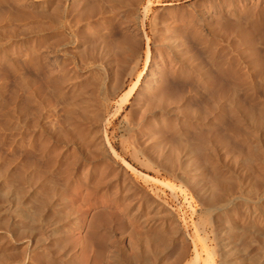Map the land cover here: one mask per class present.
I'll list each match as a JSON object with an SVG mask.
<instances>
[{
	"label": "bare ground",
	"instance_id": "obj_1",
	"mask_svg": "<svg viewBox=\"0 0 264 264\" xmlns=\"http://www.w3.org/2000/svg\"><path fill=\"white\" fill-rule=\"evenodd\" d=\"M14 2L31 17L24 9L19 16L44 25L31 23L37 24L33 32L26 22L31 28L22 37L41 33L40 55L35 51L47 80L39 82L48 81L63 98L47 107L53 95L41 99L45 85L22 71L13 87L0 85L8 95L1 98L0 131L15 132L17 140L11 138L21 149L10 151L18 156L7 162L0 155V264H79L69 232L84 231L97 250L104 227L106 264H264V0L164 6L169 16L162 13L159 24L166 29L152 37L153 50L146 44L142 82L129 71L138 64L129 68L123 58L140 59L134 55L141 48L136 38L145 30L147 4L141 16L133 0ZM74 15L91 17L92 29L108 15L125 21L117 35L102 34L107 39L95 44L91 37L90 45L85 32L76 33L81 29L76 31ZM3 53L8 62L9 52ZM121 60L130 80L121 76L117 85ZM6 75L4 80L11 74ZM42 100L45 112L38 107ZM124 111L117 142L109 129ZM78 188L112 195L118 213L109 212L113 203L94 201L88 217L77 220L78 205L69 196ZM114 224L124 227L120 238L125 236L128 248L118 237V249H111L118 239Z\"/></svg>",
	"mask_w": 264,
	"mask_h": 264
},
{
	"label": "rangeland",
	"instance_id": "obj_2",
	"mask_svg": "<svg viewBox=\"0 0 264 264\" xmlns=\"http://www.w3.org/2000/svg\"><path fill=\"white\" fill-rule=\"evenodd\" d=\"M12 0H0V44L2 43L3 44V46H2V44L0 45V50H2L1 52H6V53H3V56L4 55H6L7 56V53L9 54V61L7 62L6 60H5V58H3L2 57V54H1V52H0V85H1V87H2V82L4 81H6L8 84H9V86L11 85H15V84H10V82L11 83H15L16 82V79L21 75V76H23V73H24V77H29V75L31 76V77H29V79H32L33 78V82L34 83H37V81H38V83H40L39 81H40V79L42 78H44V77H42L43 76V74H45L44 76H46V73L44 72L45 70H44V68L45 67H42V66H44L43 65V62H42V60H40V56H38V55H40V53L38 52L39 51V49H36L38 46H39V44H40V40H41V33H37V31L35 32V34H33V32H34V30L37 28V26L39 27V25H43L40 21H36L37 19H35V18H33L32 17V19H30V15H29V13H27V11L25 10V8L24 7H21V6H19L18 4V6H16V5H13V4H16L14 1H16V0H14L13 1V3L11 2ZM135 3H136V0H133ZM139 1H141V2H139ZM149 1V2H148ZM192 1H194V0H138L137 1V3L135 4V5H137V10H136V12L138 11V13H142V12H144L145 13V6H149V9L146 11L147 12V15H146V19H145V24H144V32H146L147 33V35H148V38H150V39H148L147 38V40H146V38L144 37L145 35H144V32H143V36L140 34L139 35V38L137 37L136 39H138V41H137V43L139 44V42H140V47L141 48H139V45L137 46V51L136 52H140L141 54H136V52H135V54L134 55H136V58H140V59H134V58H131V57H133V55H130L129 56V58L127 57V60L129 59L130 60V58H131V62L129 63V62H127V60H126V57H125V59L123 58V61H125L126 62V64L128 65V67L129 68H131V65L133 66V63H134V65L136 66V64H138L137 66H136V68L135 67H132L131 68V70H129V68L128 67H126V64L122 61V63H121V65H119L118 63H120L121 61H118V63H117V65H116V68L118 69L117 70V77L119 76V78L122 76L123 78H125L124 80H126V82H128L129 80H130V76H127V74L129 73L128 72V70L131 72L132 70H134V72H133V74H131V76H132V79H136V77H137V75H140V77H139V79H140V82H142L143 80H144V78H145V73L147 72V67L145 68V52L147 51V47H148V45H150V48H151V50H153V46H152V44H151V42H153L154 40L153 39H155V38H152V37H155L156 36V38H157V36H159V34H161L160 32L162 31V30H165L166 28L163 26H161L159 23V21H161L160 19H162L163 17H162V13H163V16H164V18H166V17H168L169 15L167 14V13H165L162 9L164 8V6H166V7H170V6H172V4H174L176 7H180V8H182L183 6H185V5H187L188 3H191ZM232 1H236V2H238V1H240V0H232ZM139 2V3H138ZM147 4V5H146ZM169 4H171V5H169ZM134 5V6H135ZM15 6H16V8H15ZM17 7H19V8H17ZM136 7V6H135ZM139 7V8H138ZM21 8V9H20ZM26 11V13L27 14H25V11ZM27 9V8H26ZM139 9H140V11H139ZM17 10H19V11H17ZM20 10H23L24 11V13H23V15H28V16H30L29 17V20L26 18V16H19V14H21V12H20ZM28 10V9H27ZM162 10V11H161ZM29 12H31V11H29ZM144 13H142V14H140L141 16L144 14ZM129 14V13H128ZM127 14V16H125V18H124V16L123 17H121V18H118V19H114V17H112V16H110V15H108V17H110V18H108V19H106V21H104V24H102L101 23V21L99 22V21H97L98 22V24L97 25H95L96 27H95V29L93 28H91L92 26L91 25H93L92 24V22L93 21H91L90 20V18H86L87 20L86 21H82V20H80V18L78 19V17L77 16H75V19H78L76 22L77 23H80V25L79 26H82V24H83V26L82 27H79L78 25H77V27H76V31H78L79 29H81V31L79 30L78 32H76L79 36H83L84 34H85V36L84 37H82V38H84L86 41H87V43L89 44V41H90V39H91V37H92V39H91V41L94 39V37H95V39H94V41H92L93 42V44H95L94 42H97L98 43V41L101 39V35L103 34V36H104V34H107V33H109L108 35H107V37L109 38H111V36L112 35H117V33H119L120 31H121V29H122V27H121V25H123L122 24V22H124L125 20H127V19H129L130 18V16ZM161 15V16H160ZM161 18H160V17ZM22 17H25L26 18V20L24 19V18H22ZM77 17V18H76ZM112 17V18H111ZM23 19V20H20V19ZM81 18H83V17H81ZM122 18H124V19H122ZM110 19V20H109ZM124 20V21H122V20ZM30 20H33L32 22H30ZM35 20V21H34ZM90 20V21H89ZM111 20H112V22L113 23H111ZM115 20H117L116 22H115ZM119 20H120V22H119ZM22 21V22H21ZM81 21L83 22V23H81ZM107 21H109L108 23H107ZM20 22H21V24H22V27L24 28H22L21 26H19V25H21L20 24ZM31 26L33 23L35 24L36 22H38L35 26H31L32 27V31L33 32H31L30 34H28L29 32L28 31H30V29L29 28H31L29 25H27V23ZM86 22V23H85ZM87 22H88V24H87ZM96 22V23H97ZM121 23L119 26H117L119 23ZM32 23V24H31ZM116 24V26H115V24ZM24 24V25H23ZM33 24V25H34ZM86 24L87 25H89V26H86ZM105 24H107V25H105ZM108 24H109V26H108ZM98 25H99V27H102L101 28V30H100V28L98 27ZM151 25H152V27H151ZM155 25V26H154ZM44 26V25H43ZM42 26V27H43ZM85 26V28L87 29L86 31H84L83 29H85V28H83ZM19 27V28H18ZM29 29H27V28ZM33 27H35V29L33 28ZM41 27V28H42ZM91 29V30H89V28ZM108 27V28H107ZM113 27V28H112ZM120 27H121V29H120ZM154 27V28H153ZM264 27V26H263ZM262 27V31L264 30V28ZM21 29V30H23V31H19L18 29ZM27 30H26V29ZM104 28V29H103ZM107 30H106V29ZM155 28H157V29H159V30H156ZM163 28V29H162ZM40 29V28H39ZM99 29V30H98ZM155 29V30H154ZM26 30V31H25ZM94 30H97V31H102V33H100L99 35L97 34V33H95L94 32ZM103 30H105V33H104V31ZM108 30H110L109 32H108ZM19 31V32H18ZM25 31V32H24ZM44 31H45V29H44ZM83 31V32H82ZM88 31V32H87ZM90 31V32H89ZM113 31H115L114 33H113ZM117 31V32H116ZM158 31V32H157ZM12 32H15V33H18L17 35H18V37H15V36H17L15 33H14V35L12 36V35H10ZM21 32V33H20ZM22 32L23 33H26V32H28L27 34V36L24 34L23 35V37H22ZM46 32V31H45ZM80 32H82V33H80ZM85 32V33H84ZM87 32V33H86ZM110 32H111V34H110ZM154 32V33H153ZM264 32V31H263ZM20 33V34H19ZM36 33H37V35H36ZM84 33V34H83ZM90 33H91V36H90ZM93 33V34H92ZM95 33V34H94ZM80 34H82V35H80ZM86 34L87 35H89V37L87 36L86 37ZM30 35V36H29ZM43 35V34H42ZM47 35V34H46ZM45 35V36H46ZM94 35V36H93ZM11 37L12 39L11 40H9V38L8 37ZM20 36V37H19ZM32 36H33V39H31L32 38ZM40 38H38V37ZM99 36H100V38H99ZM102 36V39L101 40H103V41H100V42H104L105 41V39H107V37H106V35H105V38ZM142 36V37H141ZM13 37H15V39L17 40H13ZM35 37V38H34ZM47 37V36H46ZM144 37V38H143ZM22 38V39H21ZM29 38H30V40H29ZM98 38V39H97ZM104 38V39H103ZM140 38H142L141 39V41H142V43H141V41H140ZM8 39V40H7ZM21 39V40H20ZM39 39V40H38ZM89 39V40H88ZM98 41H97V40ZM24 40V41H23ZM27 40H28V42H27ZM33 40V41H32ZM96 40V41H95ZM7 42V43H4V42ZM21 43H20V42ZM22 41H23V43H22ZM34 41H35V43H34ZM90 41V42H91ZM147 41H148V43H147ZM39 42V43H38ZM92 42L90 43V45L92 44ZM100 42H99V44H97V47H99V46H102V44H100ZM146 42V43H145ZM146 44H148V45H146ZM2 48V49H1ZM39 48V47H38ZM146 48V49H145ZM35 50H37V52H38V57H36V51ZM138 50H140V51H138ZM8 51V52H7ZM24 53H23V52ZM20 52H22V53H20ZM28 54H27V53ZM35 52V53H34ZM15 55H14V54ZM25 53H26V55H25ZM11 54H13V55H11ZM24 54V55H23ZM16 55H19V56H16ZM23 55V57H25L24 59L21 57ZM138 55V56H137ZM12 58H11V57ZM16 57V58H15ZM18 57V58H17ZM10 58L11 59H13V60H17L16 62H14L13 60H10ZM21 59V61H19L20 59ZM37 58H39V59H37ZM19 59V60H18ZM132 59H134L135 60V62L134 61H132ZM143 59V60H142ZM4 60V62H2ZM10 61H13V62H11V63H13L10 67L11 68H13V70L11 69V68H9V65L10 64H8V65H6L7 63H9ZM133 62V63H132ZM3 63H5V64H3ZM17 63V64H16ZM20 63V64H19ZM40 63V64H39ZM123 63H124V65H123ZM132 63V64H131ZM19 64V65H18ZM131 64V65H130ZM16 65H18L19 67H21V68H19L18 69V66H16ZM21 65V66H20ZM39 65H41V66H39ZM130 65V66H129ZM4 66V67H3ZM7 66V67H6ZM124 66V67H123ZM7 68V70H6V68ZM15 67L17 68L16 70H15V76H13L14 74H12L13 73V71H14V69H15ZM42 67V68H41ZM124 68V70H121V69H123ZM127 70H126V69ZM134 68V69H133ZM46 69V68H45ZM139 69V70H138ZM19 70V71H18ZM120 70V71H119ZM5 71H10V72H8L9 73V75L11 74L12 76H13V78L11 79V81L10 80H8L9 79V77H11V75L7 78V79H3L5 76L4 75H6V76H8V73L7 72H5ZM11 71H12V73H11ZM23 73H22V72ZM123 71V72H122ZM124 71H127L128 73L126 74V72L124 73ZM17 72H21L20 74H19V76H18V74H17ZM26 73V74H25ZM121 73V74H120ZM142 73V74H141ZM27 74H28V76H27ZM126 75V77L124 76V75ZM20 76V77H21ZM115 76V77H116ZM17 77V78H16ZM114 77V78H115ZM16 78V79H15ZM115 78V84H117L118 85V83H119V80L121 81L123 78ZM19 79V78H18ZM44 79H46V77L44 78ZM8 80V81H7ZM12 80H15V81H12ZM35 80H37V81H35ZM47 80V79H46ZM46 80H41L42 82V86H43V84H44V82H45V84L47 85H49V83H47L48 81H46ZM118 80V81H117ZM123 80V81H124ZM117 81V82H116ZM122 81V82H123ZM3 82V83H4ZM122 82H120V83H122ZM17 83V82H16ZM37 83V85H39ZM41 83H40V85L39 86H41ZM119 83V84H120ZM44 84V85H45ZM36 85V86H37ZM44 86L45 88H46V92H45V90H43L45 93H47V91L49 92L47 95L46 94H44V92L42 91V93L40 94L41 95V99L43 98V97H46L45 99H48L49 97H51L52 95V97L51 98H49V100H48V102H47V100H45L44 98V100H45V102L47 103V105H49V106H47L45 103H44V101L42 102L41 101V104L39 103V108H43V106H45V108H46V106L47 107H50L51 105L49 104V103H53V101H55L54 103H56V100H57V97H58V100H57V103H61V101H62V98H63V95H61L62 93H61V91L59 92V91H56L55 92V90L56 89H54V88H52V87H54L53 85L51 86V87H49V86ZM10 86V87H11ZM12 86V87H13ZM48 87L49 88H51V89H53L52 91H51V89H48ZM128 88V86H126V88L125 89H127ZM48 89V90H47ZM2 90H5L3 87H2ZM2 90H1V88H0V93H2L0 96V103H2L1 102V98L4 100V98H5V100L7 99L6 98V96H8V95H3V92H6V91H3L2 92ZM54 91V92H53ZM125 91V90H124ZM124 91H120V93H119V96L116 98V100H118L119 99V97L123 94V92ZM53 94H52V93ZM57 92H59V93H57ZM61 93V94H60ZM4 94H7V93H4ZM44 94V95H43ZM43 95V96H42ZM57 95V96H56ZM58 95H61L62 97L60 98V96H58ZM4 96V97H3ZM54 96H56V97H54ZM69 96H72V93L71 94H69ZM54 97V98H53ZM56 98V100H52V99H55ZM60 98V99H59ZM50 100H52V101H50ZM50 101V102H49ZM117 102V101H116ZM42 103H43V105H42ZM2 105V104H1ZM41 106V107H40ZM37 107V108H38ZM127 107H129V106H127ZM31 108H34V106L33 107H31ZM115 108V103L113 104V108H111V111L113 110ZM127 109V108H126ZM38 110V109H37ZM41 110V109H40ZM39 110V111H40ZM42 112L44 111H47V108H46V110H41ZM60 112V111H59ZM124 114H125V111L124 112H122L116 119H115V121H114V125H113V128H110L109 129V131H114L113 133H114V136H115V139H116V141L118 142L119 141V137H120V134H123L122 132H124V127H125V118H123L124 117ZM116 126V127H115ZM1 132V131H0ZM7 132V131H6ZM7 133L8 134H11L10 136H8L7 135ZM7 133H5V131H2L1 133H0V155L2 154V155H4V154H6V156L4 157V159L6 158V162L8 161V160H10L14 155L13 154H16V156H18L17 155V153L19 152V154L21 153L20 151H21V149L20 150H17V149H19L18 148V145L17 144H15V145H17V146H15L14 145V141H13V139L11 138L14 134H15V132H10V131H8ZM17 134H15L14 136H13V138H15V136H16ZM17 137V136H16ZM13 141H11V140ZM16 139V138H15ZM17 140V139H16ZM11 142V143H10ZM9 143H10V145H9ZM13 143V145L11 146V144ZM9 145V146H8ZM10 146L13 148L14 146V150L11 148V150H10ZM9 147V148H8ZM17 148V149H16ZM18 152H17V151ZM10 151H16L15 153L13 152V154H12V152H10ZM4 152H6V153H4ZM9 154H11L10 156L11 157H9ZM8 155V156H7ZM8 157V158H7ZM3 158V156H1V159ZM10 158V159H9ZM8 159V160H7ZM12 159H14V158H12ZM2 161H3V159H2ZM1 161V162H2ZM19 161V160H18ZM4 162H5V160H4ZM3 163V162H2ZM18 165V164H17ZM19 167H20V165H19ZM81 188H78L74 193H72V195H70L69 196V199H70V201L72 202V203H75L74 205H78V206H76L75 208H77L76 209V211H77V214L76 213H74L75 214V217L77 218V220H79V221H82L83 220V218H87L88 217V215L91 213V210L95 207V205H96V203L95 202H97V204H109L108 202H111V203H113V204H109L110 205V207L108 208V210H110L109 212L110 213H113V214H117L118 213V207H117V203H116V201H115V198H113V196L112 195H110V198H109V195L107 194V195H102V193H95L94 194V192H92V193H88V191L86 192L85 190H83V189H81ZM78 191V192H77ZM76 193V194H75ZM90 194V195H89ZM73 195H75V196H73ZM87 195V196H86ZM89 195V196H88ZM73 196V197H72ZM85 198H84V197ZM102 196V197H101ZM105 196V197H104ZM91 197V198H90ZM111 197H112V199L114 200L113 202H112V199H111ZM82 198H84V199H86V201H87V199H88V202H86L84 199L82 200ZM80 199V200H79ZM82 200V202H83V204H82V202H80ZM109 200V201H108ZM76 201V202H75ZM85 201V202H84ZM95 201V202H94ZM93 203L94 202V204H93V206H92V204L91 203ZM106 202V203H105ZM115 202V203H114ZM79 203V204H78ZM80 203H81V205H80ZM87 203V204H86ZM116 204V205H115ZM82 205H83V207H82ZM85 205H87L86 207H87V210H85L86 208H84V206ZM81 206V208H78V207H80ZM90 208H92V209H90ZM113 210V211H112ZM76 211H74V212H76ZM80 211V212H79ZM79 212V213H78ZM85 212H86V214H85ZM88 212V213H87ZM80 214V215H79ZM81 214H83V215H81ZM87 217H86V216ZM81 217V218H79V217ZM84 219V220H85ZM64 223H67L68 225L69 224H71V222H70V220L69 221H67V222H64ZM66 224V225H67ZM103 228V227H102ZM105 230V231H104ZM124 230V227H122V225H119V224H114L113 226H112V229H111V232L113 233L112 235H114L115 237H113L114 238V240L116 239V238H120L121 236H123V231ZM121 231V232H120ZM76 232V233H75ZM107 232V228L106 227H104L103 229H101V231H100V234H99V236H98V238H97V240H96V242L97 241H99V242H97V244H99V245H97L99 248H97V250L95 249V247L94 246H92L89 242H91V240L89 239V237L87 236V235H85L86 233H84V231H76V230H71V232H69V234H71V235H69L67 238L69 239V241L70 240H72V242L75 244H73L71 241H70V243L74 246V250H73V254H74V256H75V259L77 260V262L79 263V264H86V262H90V263H92V264H98L99 262H100V264L101 263H104V264H106L107 262H108V259L106 258L107 256H106V249H105V243H106V238H108V233H106ZM107 234V235H106ZM121 234V235H120ZM88 237V238H87ZM119 238L118 239H116V243H115V246H114V243H113V245H111V249H113V250H115V248H117L118 249V244H117V241L119 240ZM124 238V239H123ZM121 240V241H120ZM120 243L123 241L124 243H125V245L127 246V248L129 247V245H128V240H126V238H125V236L124 237H122V238H120ZM118 241V242H119ZM89 245H91V246H89ZM77 248V249H76ZM93 248V249H92ZM94 249H95V252H94ZM116 249V250H117ZM75 251V252H74ZM85 259H86V261H85ZM90 259V260H89ZM89 260V261H88ZM91 261H93V262H91ZM31 262V264H32V262L33 261H30ZM28 264H30V263H28Z\"/></svg>",
	"mask_w": 264,
	"mask_h": 264
}]
</instances>
